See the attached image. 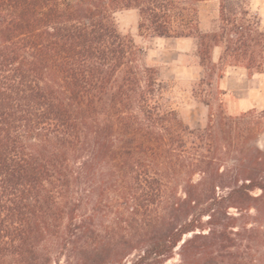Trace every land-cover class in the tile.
<instances>
[{
    "label": "trees",
    "instance_id": "trees-1",
    "mask_svg": "<svg viewBox=\"0 0 264 264\" xmlns=\"http://www.w3.org/2000/svg\"><path fill=\"white\" fill-rule=\"evenodd\" d=\"M205 1L0 0V264H264V111L189 130L114 23L264 74L259 21L219 0L203 34Z\"/></svg>",
    "mask_w": 264,
    "mask_h": 264
},
{
    "label": "rangeland",
    "instance_id": "rangeland-1",
    "mask_svg": "<svg viewBox=\"0 0 264 264\" xmlns=\"http://www.w3.org/2000/svg\"><path fill=\"white\" fill-rule=\"evenodd\" d=\"M223 2L226 7H236L234 11L237 13H239L238 7L246 9L253 19L259 21L260 28L264 31V24L260 17L249 10L251 0H223ZM226 14L230 16L231 12L228 10ZM113 18L117 32L131 43L135 64L140 68L155 70L156 82L160 87L157 101L164 110L174 111L177 118L189 130L203 132L207 127L209 115L212 113L216 114L219 107L228 116H239L251 110H255L258 113L264 111V107H253L238 114H232V110L228 107L230 100L236 101L241 98L243 92L249 86L231 84V88L236 92L235 95L229 94L228 90L219 87V79H223L226 76L227 69L233 67L225 63H219L220 59L218 61L214 59L213 51L215 48L211 53V63L205 68L201 65L199 59L197 39L194 38L196 42V50L194 52H176L170 45H159L158 38L150 34L142 35L139 32V15L136 10L117 11L114 13ZM221 26L222 22L220 19L219 32H221ZM219 47L223 49L222 57L224 45ZM182 67H193V71L185 75L181 71ZM254 75H260L261 80H264V74ZM252 99L256 100L258 96L256 95ZM257 145L264 151V133L258 138ZM176 262L177 257L169 264Z\"/></svg>",
    "mask_w": 264,
    "mask_h": 264
},
{
    "label": "crops",
    "instance_id": "crops-1",
    "mask_svg": "<svg viewBox=\"0 0 264 264\" xmlns=\"http://www.w3.org/2000/svg\"><path fill=\"white\" fill-rule=\"evenodd\" d=\"M249 10L259 16L264 24V0H251ZM199 29L202 33H216L220 31V2L219 0H209L199 5ZM161 46L170 45L176 52L192 53L196 50V42L194 38H158ZM222 47H216L213 51L215 60H219L222 54ZM183 74L193 71V67H182ZM219 87L228 90L229 94L235 95V90L231 88V84L240 86L248 85V89L243 92V96L236 101L230 100L228 105L232 110V114H238L241 111L253 107H264V80L260 75L249 76L244 68L233 67L228 68L226 76L219 79ZM254 85L253 87H251ZM258 99L253 100L255 96Z\"/></svg>",
    "mask_w": 264,
    "mask_h": 264
}]
</instances>
